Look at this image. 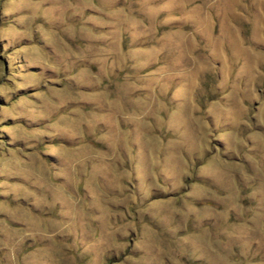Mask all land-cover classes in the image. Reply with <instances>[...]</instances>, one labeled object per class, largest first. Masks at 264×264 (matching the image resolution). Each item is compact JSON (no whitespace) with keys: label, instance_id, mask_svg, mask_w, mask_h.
<instances>
[{"label":"rangeland","instance_id":"1","mask_svg":"<svg viewBox=\"0 0 264 264\" xmlns=\"http://www.w3.org/2000/svg\"><path fill=\"white\" fill-rule=\"evenodd\" d=\"M0 264H264V0H0Z\"/></svg>","mask_w":264,"mask_h":264}]
</instances>
